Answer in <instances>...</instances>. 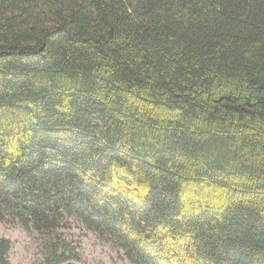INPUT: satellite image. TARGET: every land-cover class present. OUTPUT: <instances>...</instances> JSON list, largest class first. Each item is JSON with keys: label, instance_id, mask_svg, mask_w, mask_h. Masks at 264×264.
I'll use <instances>...</instances> for the list:
<instances>
[{"label": "trees", "instance_id": "1", "mask_svg": "<svg viewBox=\"0 0 264 264\" xmlns=\"http://www.w3.org/2000/svg\"><path fill=\"white\" fill-rule=\"evenodd\" d=\"M6 213L134 264H264V0H0ZM75 260L54 234L43 264Z\"/></svg>", "mask_w": 264, "mask_h": 264}, {"label": "rangeland", "instance_id": "2", "mask_svg": "<svg viewBox=\"0 0 264 264\" xmlns=\"http://www.w3.org/2000/svg\"><path fill=\"white\" fill-rule=\"evenodd\" d=\"M54 234L76 246L78 260L72 264H134L113 241L87 229L75 216L65 215L52 232H38L13 213L0 218V236L11 240L10 264H43Z\"/></svg>", "mask_w": 264, "mask_h": 264}]
</instances>
